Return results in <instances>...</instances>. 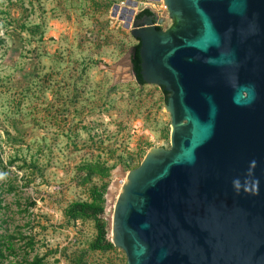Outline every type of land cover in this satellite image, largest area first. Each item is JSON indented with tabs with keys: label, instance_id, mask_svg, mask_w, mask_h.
<instances>
[{
	"label": "rangeland",
	"instance_id": "374dc122",
	"mask_svg": "<svg viewBox=\"0 0 264 264\" xmlns=\"http://www.w3.org/2000/svg\"><path fill=\"white\" fill-rule=\"evenodd\" d=\"M121 1L0 0V264H128L115 202L171 116L159 85L113 70L139 42Z\"/></svg>",
	"mask_w": 264,
	"mask_h": 264
},
{
	"label": "water",
	"instance_id": "95a60500",
	"mask_svg": "<svg viewBox=\"0 0 264 264\" xmlns=\"http://www.w3.org/2000/svg\"><path fill=\"white\" fill-rule=\"evenodd\" d=\"M164 2V29L138 0L112 9L171 116V146L126 174L112 242L128 264H264V0ZM113 70L137 80L131 53Z\"/></svg>",
	"mask_w": 264,
	"mask_h": 264
},
{
	"label": "trees",
	"instance_id": "16d2710c",
	"mask_svg": "<svg viewBox=\"0 0 264 264\" xmlns=\"http://www.w3.org/2000/svg\"><path fill=\"white\" fill-rule=\"evenodd\" d=\"M145 14L153 15V12H152V10L146 8L143 11H141L140 16L145 15ZM158 28H161V26H158ZM138 40H139V42L137 44H135L134 47L132 48L131 59H132L133 65H134V69L136 71L137 81L140 84H145L146 82L144 81V79L140 73V71H141V65H140V63H141V55H140L141 41H140V39H138ZM161 88H162V90L165 93L166 98H167L168 97L167 91L164 89V87H161ZM0 243H1V240H0ZM10 247H11V244L8 245V248H10ZM4 254H5V252L0 247V257ZM31 264H39L38 259L36 258L33 262H31Z\"/></svg>",
	"mask_w": 264,
	"mask_h": 264
},
{
	"label": "built area",
	"instance_id": "2783aa9c",
	"mask_svg": "<svg viewBox=\"0 0 264 264\" xmlns=\"http://www.w3.org/2000/svg\"><path fill=\"white\" fill-rule=\"evenodd\" d=\"M121 6L126 5V0H123L120 2ZM150 9L152 11H154L156 13V15L158 16V21H156V24L158 26H160V23L162 19V16L165 13H168L167 11V6L164 2V0H138V7L135 8L137 13H141V11H143L144 9ZM162 15V16H160Z\"/></svg>",
	"mask_w": 264,
	"mask_h": 264
},
{
	"label": "flooded vegetation",
	"instance_id": "af4514ba",
	"mask_svg": "<svg viewBox=\"0 0 264 264\" xmlns=\"http://www.w3.org/2000/svg\"><path fill=\"white\" fill-rule=\"evenodd\" d=\"M142 16V15H141Z\"/></svg>",
	"mask_w": 264,
	"mask_h": 264
}]
</instances>
